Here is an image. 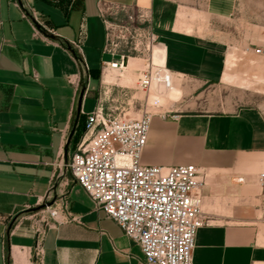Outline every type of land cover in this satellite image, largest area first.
<instances>
[{"label": "crops", "instance_id": "obj_1", "mask_svg": "<svg viewBox=\"0 0 264 264\" xmlns=\"http://www.w3.org/2000/svg\"><path fill=\"white\" fill-rule=\"evenodd\" d=\"M21 1L24 7L18 0H0V264H144L139 245L95 206L66 168L86 134L88 116L100 103L105 107L99 87L126 75L105 67L114 58L104 51L101 1L139 8L151 17L149 28L159 38L154 55L163 52L162 65L173 75L176 109L154 118L143 163L200 169L209 224L198 232L194 264H264V112L254 106L212 112L198 100L200 90L223 83L251 88L233 85L246 83L245 75L233 62L230 68L227 58L262 64L255 47L247 59L230 53L227 37H212L189 17L187 31L178 20L180 6L170 0ZM211 9L230 20L235 0L212 2ZM248 40L249 47L264 49L263 40ZM73 42L83 50L88 73ZM107 55L113 59L103 60ZM141 61L129 60L128 78L135 77ZM255 72L264 82V66L249 68ZM178 78L193 82L195 90L182 91ZM190 97L198 99L184 100ZM193 103L197 110L184 111ZM42 200L57 209L66 203L58 222H44L33 211ZM39 229L44 231L41 258L35 250Z\"/></svg>", "mask_w": 264, "mask_h": 264}, {"label": "built area", "instance_id": "obj_2", "mask_svg": "<svg viewBox=\"0 0 264 264\" xmlns=\"http://www.w3.org/2000/svg\"><path fill=\"white\" fill-rule=\"evenodd\" d=\"M100 13L107 26L104 51L114 58L105 63L106 69L125 72L135 52L146 63L138 88L145 93L156 85L171 88L173 75L165 65L158 66L153 60L159 38L149 27L141 26L151 22L150 16L139 8L109 7L102 1ZM72 45L88 73L81 46L76 42ZM256 54L264 57V49L257 48ZM157 115L165 118L168 113L146 110L135 119L127 112L106 111L100 103L88 116L86 134L66 168L95 206L139 245L144 264H194L198 232L209 224L203 211L201 171L195 165L164 167L142 163ZM260 181L264 187V174ZM41 204L46 203L42 200ZM61 209L66 211V203ZM61 209L46 207L40 211L41 220L58 222ZM43 236L44 231L39 229L35 248L39 258L43 255Z\"/></svg>", "mask_w": 264, "mask_h": 264}, {"label": "rangeland", "instance_id": "obj_3", "mask_svg": "<svg viewBox=\"0 0 264 264\" xmlns=\"http://www.w3.org/2000/svg\"><path fill=\"white\" fill-rule=\"evenodd\" d=\"M175 2L180 6L178 13V20L180 24L187 31H191L190 26H185L187 17L191 19H196L200 23V30L207 31L212 37L225 40L226 37L232 49L230 53L236 54L237 56L250 57L248 50L252 47L257 49V46H250L247 44L248 41L252 39H260L264 42V0H235L236 9L233 14L232 19L228 20L225 18H220L214 14L213 9H211V3L221 0H170ZM136 10L135 16H138ZM123 20L125 19L121 17ZM151 21V17H150ZM151 22H147L141 25L143 28L150 27ZM234 23V25H232ZM213 26L216 28L213 29ZM227 31L230 35L227 36ZM233 33V34H231ZM155 51V49H154ZM230 55V54H229ZM132 58H137L142 60L141 69L134 71L135 77L128 78V72H123L122 80L113 79L114 83L108 84L103 83L98 89L99 99L101 98L105 101V110L113 109L116 114L120 112H127L128 116L131 118L138 119L142 116L143 112L146 110L152 113L158 112H169L176 109L177 103L175 104V88L173 87L168 94L159 95L153 90L149 93H145L138 88V79L142 76L145 69L146 63L144 62L142 56L137 53H131ZM264 59V57H262ZM113 58L109 55L103 57V60H112ZM98 62H101L99 58ZM241 57L228 56L227 62L231 68L233 65L239 67V72L245 75L246 83L241 81L234 83L233 85L242 87L250 86L249 89L242 88H232L226 84H219L214 87H207L202 89L201 98L184 99L185 101L195 102L197 99L200 104H206V109L212 112H232L240 107L254 106L260 108L264 112V82H262V77L258 73H249V68L252 70H258V67L264 66L262 64H254L255 61L252 58L247 59L248 62L244 63ZM259 65V66H258ZM245 66V67H244ZM244 67V68H243ZM249 67V68H248ZM262 68V67H261ZM131 72V71H130ZM122 73V72H119ZM117 75V74H116ZM226 78H224V81ZM182 91L185 90H195L196 85L193 82L178 78L176 79ZM232 85V84H231ZM179 101H183L181 96ZM95 102H89V105ZM157 104V105H155ZM201 109V108H200ZM197 110L195 103L191 106L184 108V111ZM143 163V159H142ZM144 164V163H143Z\"/></svg>", "mask_w": 264, "mask_h": 264}, {"label": "water", "instance_id": "obj_4", "mask_svg": "<svg viewBox=\"0 0 264 264\" xmlns=\"http://www.w3.org/2000/svg\"><path fill=\"white\" fill-rule=\"evenodd\" d=\"M18 1L20 3L21 7H24L22 1L21 0H18ZM26 12H27V15L33 20V22H34L37 30H42L41 25L36 20H34V18L30 15V13L28 11H26ZM125 64H127V61H125ZM86 89H87V85L84 84L83 85V88H82V91H81V94H80V107H79V111H80V108H81V103H82V100H83V97H84V94H85ZM73 134H74V132H73ZM73 134H72V136H73ZM53 205H54L53 202L52 203H46V204H43V205H41L40 207H38L36 209H33V211L34 212H40V211L46 209V207H52Z\"/></svg>", "mask_w": 264, "mask_h": 264}, {"label": "bare ground", "instance_id": "obj_5", "mask_svg": "<svg viewBox=\"0 0 264 264\" xmlns=\"http://www.w3.org/2000/svg\"><path fill=\"white\" fill-rule=\"evenodd\" d=\"M157 46H158V45H157ZM157 46H156V47H157ZM156 47H155V48H156ZM155 48H154V49H155ZM153 56H154V59H153V60H154V63H155L156 65H158V66H163V65H162L163 56H164L163 52L157 50L156 53H155V55H154V53H153ZM127 69H128V68H127ZM109 72H110V71H109ZM172 86H173V79H172ZM170 89H172V87L169 88V89H167V88H164L163 86L156 85V86L153 87V92L156 91V93L159 94V95H165V94H168L167 91H169Z\"/></svg>", "mask_w": 264, "mask_h": 264}]
</instances>
